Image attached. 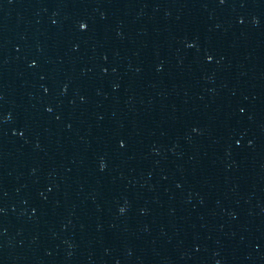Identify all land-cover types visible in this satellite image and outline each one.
<instances>
[{"label":"water","instance_id":"1","mask_svg":"<svg viewBox=\"0 0 264 264\" xmlns=\"http://www.w3.org/2000/svg\"><path fill=\"white\" fill-rule=\"evenodd\" d=\"M0 264H264V0H0Z\"/></svg>","mask_w":264,"mask_h":264},{"label":"snow or ice","instance_id":"2","mask_svg":"<svg viewBox=\"0 0 264 264\" xmlns=\"http://www.w3.org/2000/svg\"><path fill=\"white\" fill-rule=\"evenodd\" d=\"M80 28H81V29H86V28H87V24H85V23H81V24H80ZM209 59H211V57H209Z\"/></svg>","mask_w":264,"mask_h":264},{"label":"clouds","instance_id":"3","mask_svg":"<svg viewBox=\"0 0 264 264\" xmlns=\"http://www.w3.org/2000/svg\"><path fill=\"white\" fill-rule=\"evenodd\" d=\"M121 211H123V209H121Z\"/></svg>","mask_w":264,"mask_h":264}]
</instances>
